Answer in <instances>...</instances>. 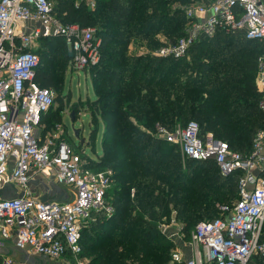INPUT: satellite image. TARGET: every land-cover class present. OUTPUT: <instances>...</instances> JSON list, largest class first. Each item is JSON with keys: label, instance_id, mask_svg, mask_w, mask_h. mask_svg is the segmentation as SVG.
Segmentation results:
<instances>
[{"label": "trees", "instance_id": "trees-1", "mask_svg": "<svg viewBox=\"0 0 264 264\" xmlns=\"http://www.w3.org/2000/svg\"><path fill=\"white\" fill-rule=\"evenodd\" d=\"M50 1L64 14V24L95 28L101 39L98 64L83 71L91 74L96 94L88 107L94 116L91 124L97 127L100 119L104 126L101 156L95 161L88 159L86 168L112 171L114 191L110 198L111 186L106 196L113 214L107 217L104 212L93 213L96 218L81 231L82 256L94 255L89 264H167L171 247L158 223L170 217L169 207L178 210L176 219L183 225L180 232L187 238L199 219L202 222L212 216L203 220L210 221L220 216L212 201H226L215 194L231 181L235 187L230 186L228 195L234 198L226 204L235 202L241 172L222 176L213 161L187 160L183 168L178 147L156 139L155 129L172 132L177 125L195 122L200 134L211 133L232 151L249 155L256 133L264 126L254 79L263 43L246 39L241 31H218L211 38L200 37L189 60L131 55L127 49L132 38L160 47L154 34L182 36L183 30L174 31L173 26L186 22L184 14L169 11V0H98L93 11L82 4L75 7L73 0ZM139 1L143 4L137 6ZM177 1L187 4L192 0ZM113 26L117 33L110 30ZM50 41L58 42V49L67 52L60 38L41 39L42 45L47 42L53 48ZM212 44L226 49L223 58L218 59L215 52L210 56L209 59L219 60L217 65L202 56ZM257 44L261 47L251 50ZM37 54L40 63L34 81L55 90L60 81L40 71L42 53L37 50ZM67 56L69 62L68 52ZM48 113L42 119L47 127L43 132L49 131ZM131 118L153 133L137 127ZM93 134L91 131L89 136ZM182 198L183 207L178 203Z\"/></svg>", "mask_w": 264, "mask_h": 264}, {"label": "built area", "instance_id": "built-area-1", "mask_svg": "<svg viewBox=\"0 0 264 264\" xmlns=\"http://www.w3.org/2000/svg\"><path fill=\"white\" fill-rule=\"evenodd\" d=\"M183 10L185 33L160 48L157 57H185L200 37L211 38L218 31H241L264 46V0H192ZM52 13L50 0H0V185L20 189L18 197L0 200V235L14 237L17 248L50 262L68 257L86 264L81 231L93 212L112 216L106 194L113 173L86 168L87 157L54 132L42 133V119L55 95L34 81L40 63L34 46L39 39L61 38L70 54L69 67L84 71L98 64L101 42L94 29L63 24ZM29 21L41 28L18 33V26ZM255 87L264 112V50L257 60ZM157 132L178 147L183 160L213 161L222 176L241 172L238 198L220 206L218 218L199 222L187 238L180 231L172 234L189 254L171 250L169 264H264V129L256 134L249 155L232 151L211 133L200 134L195 122L177 125L172 132L157 127ZM44 174L72 191L73 199L44 202L35 197L29 183ZM2 247L0 242V264H28L4 255Z\"/></svg>", "mask_w": 264, "mask_h": 264}, {"label": "rangeland", "instance_id": "rangeland-1", "mask_svg": "<svg viewBox=\"0 0 264 264\" xmlns=\"http://www.w3.org/2000/svg\"><path fill=\"white\" fill-rule=\"evenodd\" d=\"M153 1H155V0H153ZM51 3H52V7H53L52 15L55 17V19L58 21H61V19H64V14L60 13L59 8L55 4V2L52 1ZM144 3L147 4L148 6L151 5L150 1H146V2L144 1ZM168 3L169 4L167 6V9L169 11H176L178 13V15L181 13L184 14L183 7L186 6V4L182 3L181 1H177V0H169ZM141 4H143V3L141 1H139L136 5L138 6ZM151 11L152 10L148 9L149 13H151ZM139 18H141L140 13H139ZM61 22L63 23V21H61ZM136 24L138 25L140 23L136 22ZM186 24H187V21L184 22L183 25L177 24L176 27L173 26V30L176 31L175 30L176 28H177V32L183 30V34H184ZM114 28L115 27L113 26L110 28V30H112L113 33H117L118 30L114 29ZM95 34H96V32H95ZM180 34H182V32ZM154 35L156 37H159L158 34H154ZM180 37L181 36H179V34L177 36H174V35L170 36L169 35V38L165 34L161 35V37L159 39L156 38L157 42L159 41V43H161L160 47H157V45H155L153 43L151 45V44H147L146 42L144 43L143 41H140L138 39L132 38L131 42H130V48L127 49V52L131 55H138V54L147 55V54H149V55L156 56V53L160 48L166 46L169 43L170 44L174 43ZM196 43L197 42H195L193 45H195ZM50 44L53 46V48H50L49 43H47V42H45L42 45L41 41H39L37 43V46H35L39 50V52L42 53V59H41L42 65L40 67V71L51 74V75L56 77L57 81L58 80L60 81L59 82L60 85L58 84V86L57 85L54 86V88H55V90H54L55 91L54 92L55 102H54L53 107L50 109V111L47 115V120L49 123L48 130L50 131V133L54 132V134L56 136H58L60 139H64L68 144H70L75 149V151L79 155L87 157L88 159H96L97 157L101 156L102 143H103L102 142L103 141V130L104 129L101 125L102 122L100 121V119L98 120L97 127H95L91 124V121H92L91 119H94V116L91 117V113H90L91 109L88 108L90 105V102L92 100H94V95H93L94 93H93L92 86H91V80H92L91 74L89 73V71L86 73H84L81 70H74L73 71L68 65V58H67L68 56H67V52L65 51V49L64 48H62V50L58 49L59 48L57 45L58 42H56V41H50ZM59 44H60V42H59ZM234 44L237 45L236 43H233V45ZM252 46L253 47H251V50L259 49L261 47L258 44H257V47H255L256 45H252ZM149 48H152V49L149 50ZM190 48L188 49V52L185 56L188 60L190 59L191 54L193 52V49H195V47L193 46L191 49ZM52 49H55V50L53 52H51ZM205 50H206L205 54H203L202 56L204 57L205 60L209 61L210 63H212L214 65H217V63L219 62V60L217 61L215 59H209L210 56H212V54H214V52H215V55H217L218 59H219V57L223 58V56L226 55V49L223 48V46H219L218 44H212L209 46V48H206ZM40 56H41V54H40ZM178 59H184V57L178 58ZM144 63H146V62H144ZM181 66H182V64H180V67ZM179 68H177V69H179ZM186 75H187V73H185V75H183L182 78L185 79ZM107 110H109V109H107ZM71 114H74V116H75L76 121L74 123H72V121H71ZM131 121L137 127H140L143 131H145L147 133H153V131H150L149 129L145 128L142 123L138 122L134 118H131ZM262 129H264V126L260 130H262ZM260 130H258V132ZM75 131H78V136H79L78 139L75 138V135H74ZM91 131H94V134H93V136L90 137L89 135H90ZM154 137L156 139H159V140L162 139L163 140V138L157 132V127H156L155 132H154ZM81 141H84L83 146H80ZM169 144H171V143H169ZM110 145L111 144L109 143L108 149L112 148ZM171 145H173V144H171ZM178 151H180V150L178 149ZM113 157H116V153L114 151H113ZM180 158H181V156H180ZM181 160H182L181 161L182 167L185 168V166H186L185 162L187 160H183L182 158H181ZM43 178H44L46 184L48 185V187L50 189H48L47 191H43V192H42V190L40 192H37L38 193L37 196L43 197L45 200H51L59 192V189H57L55 187V185L53 184V178L51 176L44 174ZM231 185L235 187L234 181L229 182L227 184V186L224 187L223 191H217L215 194L216 196L223 198L222 201L226 200L224 203H219L220 202L219 200L218 201H212V203H215V205H216L215 207L218 210L217 211L218 214L220 212V209H219L220 206L230 205V204H226V203L229 201H232L234 198V197L231 198V195H228L229 194V188ZM111 186H112V188L110 191L109 189ZM114 186H115V183L110 182V186L108 189L109 190L108 193L110 195V198H111V195H113ZM134 194H135V191L133 189L130 192L131 200H133ZM110 198L108 197L109 202H110ZM182 199L183 200L178 201L179 206H181V207H183V203L185 200L184 198H182ZM236 200H237V198H236ZM169 209H170V214H169L170 217L168 219H165L163 222L158 223V229H159L161 235L164 236L165 238H166L167 233L170 234V232L172 233V231H180L183 228L182 223L176 219L178 210H176L172 205L169 207ZM93 213H97V212H93ZM93 213L91 214L92 218H96V214L93 215ZM215 216H216V214H215ZM190 217L192 218V216H190ZM211 218H213V217L212 216L206 217L204 219H201V221L209 220ZM197 222H200V219ZM108 234H109V232H108ZM165 242L170 244L171 249L168 252V256H170L171 250L176 249L175 243L171 239H167V238H166ZM93 257H94V255L91 257L90 256L85 257L86 264H89L90 261L93 259ZM166 262H167V264H169V258L168 257H167ZM50 264H75V263L70 258L65 257V258H62V259L57 260V261H51Z\"/></svg>", "mask_w": 264, "mask_h": 264}, {"label": "crops", "instance_id": "crops-1", "mask_svg": "<svg viewBox=\"0 0 264 264\" xmlns=\"http://www.w3.org/2000/svg\"><path fill=\"white\" fill-rule=\"evenodd\" d=\"M97 1L98 0H73L75 7H78L80 4H82L85 6V8L88 11H93L96 9ZM36 28H41V25L37 22H30V21L24 22L18 26V33H20V32L30 33ZM94 30H96V29L94 28ZM158 35H159V37H156L157 39H159L161 37V35H163V34L159 33ZM95 36L101 42V39L99 37H97L96 34H95ZM39 41H41V39H39L37 41V43ZM62 42H63V40H62ZM37 43L35 46H37ZM35 46H34V50L37 51L38 49ZM65 48H66V46H65ZM129 48H130V44L128 46V49ZM66 50H67V48H66ZM67 52H68V50H67ZM138 55H142V54H138ZM91 86H92V90L94 93L93 94L94 100L91 101V102H93L96 99V94H95L94 87H93L92 83H91ZM101 125L104 129L103 123H101ZM46 128H47L46 124L42 123L41 131L43 134L46 132H50V131L43 132ZM97 158L96 159H90V160L95 161V160H97ZM53 184L55 185V187L57 189H59V192L51 200H45L43 197L37 196V194H38L37 192H40L41 190L43 192V191H47L48 189H50L48 187V185L46 184V182L43 178V175H35L29 183V188L35 197H37L38 199H40L41 201H44V202H66L67 200H70L71 198L73 199L74 196H73L72 191H70L67 188H64V187L57 185L54 180H53ZM19 195H20V189L15 184H8V185H3V186L0 185V200L12 199V198L18 197ZM173 233H176V231H172V233L170 232V234L167 233L166 236L175 243L176 249H180L181 252H183L185 255L189 254V250L183 244L182 240H176L175 237H173L174 239L172 238ZM0 242L3 243L2 252L6 256H10L16 260L26 262L28 264H50V261H48L42 257L31 254L32 252L29 249L17 248L15 246V238L14 237H9L8 239L5 240V239H2V237L0 235Z\"/></svg>", "mask_w": 264, "mask_h": 264}, {"label": "water", "instance_id": "water-1", "mask_svg": "<svg viewBox=\"0 0 264 264\" xmlns=\"http://www.w3.org/2000/svg\"><path fill=\"white\" fill-rule=\"evenodd\" d=\"M71 121H72V123L75 122L74 114H71ZM74 135H75V138H76V139L79 138V136H78V131H75ZM83 145H84V141H81V142H80V146H83Z\"/></svg>", "mask_w": 264, "mask_h": 264}]
</instances>
